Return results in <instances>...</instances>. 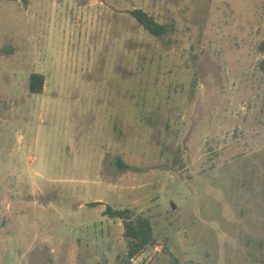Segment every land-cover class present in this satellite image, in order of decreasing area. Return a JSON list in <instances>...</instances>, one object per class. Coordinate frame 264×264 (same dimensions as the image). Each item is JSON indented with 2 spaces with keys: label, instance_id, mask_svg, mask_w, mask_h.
Listing matches in <instances>:
<instances>
[{
  "label": "rangeland",
  "instance_id": "374dc122",
  "mask_svg": "<svg viewBox=\"0 0 264 264\" xmlns=\"http://www.w3.org/2000/svg\"><path fill=\"white\" fill-rule=\"evenodd\" d=\"M3 47L0 264H123L107 206L132 264H264V0H0Z\"/></svg>",
  "mask_w": 264,
  "mask_h": 264
},
{
  "label": "trees",
  "instance_id": "16d2710c",
  "mask_svg": "<svg viewBox=\"0 0 264 264\" xmlns=\"http://www.w3.org/2000/svg\"><path fill=\"white\" fill-rule=\"evenodd\" d=\"M129 14L145 31L154 37H164L171 32V28L168 25L160 23L153 15H150L142 9L132 10ZM12 52V48L3 47L0 49V58L10 55ZM44 82V75L33 74L30 77V92L32 94H41L43 92ZM117 165L123 170L130 168L120 158H117ZM97 205H99V203H93L91 206ZM104 214L111 219L120 220L123 224V237L126 240L127 246L126 256L121 259L123 264H132L133 260L141 255L147 248L156 245L153 225L148 218L135 214L129 208L115 209L111 206L106 207ZM167 252L169 253L172 264H183L172 252L168 250Z\"/></svg>",
  "mask_w": 264,
  "mask_h": 264
},
{
  "label": "crops",
  "instance_id": "0c3cea01",
  "mask_svg": "<svg viewBox=\"0 0 264 264\" xmlns=\"http://www.w3.org/2000/svg\"><path fill=\"white\" fill-rule=\"evenodd\" d=\"M263 67V69H264V66H262Z\"/></svg>",
  "mask_w": 264,
  "mask_h": 264
}]
</instances>
